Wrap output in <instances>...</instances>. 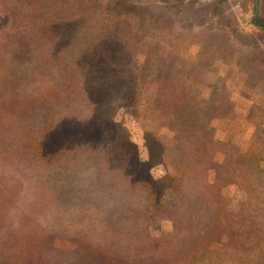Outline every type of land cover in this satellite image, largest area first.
Returning <instances> with one entry per match:
<instances>
[{
	"label": "rangeland",
	"instance_id": "1",
	"mask_svg": "<svg viewBox=\"0 0 264 264\" xmlns=\"http://www.w3.org/2000/svg\"><path fill=\"white\" fill-rule=\"evenodd\" d=\"M103 2L94 35L121 22ZM118 2L154 21L116 46L138 98L112 73L103 107L44 65L40 0H0V263L264 264V0Z\"/></svg>",
	"mask_w": 264,
	"mask_h": 264
},
{
	"label": "trees",
	"instance_id": "2",
	"mask_svg": "<svg viewBox=\"0 0 264 264\" xmlns=\"http://www.w3.org/2000/svg\"><path fill=\"white\" fill-rule=\"evenodd\" d=\"M62 1L63 0H54V4L49 6L48 0H40L41 14L39 15V18L42 16L47 20L45 19V22H40L38 25L39 28H42L41 40H44L46 46L49 48L45 51L46 56L43 58L45 59L43 62L46 64L44 65L51 64L52 66H56L55 64H59L61 65V68H66V71L70 70L74 74L78 73V70L81 69V71H83V80L79 87L90 94V96L88 95V99L90 101L95 99V101H92L96 105L107 107L105 106L106 94L110 90L112 91L115 87L113 81L110 79L112 73L116 75V77L113 76L115 79L114 81H121V83L119 82L116 86V92L118 91L119 96H122L127 91L128 97L125 99L128 98L132 100V96L134 98H138L135 92L140 91L141 89L138 88V86H140V74L138 70L139 65L134 58L128 56V54L124 52L127 49V46L122 49V52H118L116 50V46L122 44L125 45V39L129 40L125 31L121 29H128V32H134L133 35H130L132 37L131 43L137 42L142 36H139V33L136 32L135 29L138 26L146 27V25L154 21L153 19L152 21L150 20L151 16L144 15L137 19L135 21L136 23H134L133 20L132 22H129L132 17L130 16V18H127L124 13H131L128 11L131 7L128 4L125 5L118 2L119 0H107L106 4H104L106 1L103 2V7L106 5L112 6L111 4L113 1V10H111V7H106L105 12L115 11V13H118L117 20H121V22L118 24V28L113 30L114 32L107 28L104 32H98L97 35H94V29L95 27H98L97 21L99 20H94L92 11H97L93 5V3L97 2V0H67L65 3H70L71 5L73 4V12H65V7L63 6L65 3L62 5L60 4ZM46 13H49L50 17H48L49 14L46 15ZM36 20H38V17L34 16L33 21L30 22H34ZM252 22L254 25L264 29V17L259 14L253 17ZM79 28H81V30ZM85 30H92L93 32V37L90 38V42L88 44L89 46L86 47L87 44L84 42L77 48H74V52L70 51L71 46L67 40L73 39L77 32V36H79V33ZM98 31H101V29L99 28ZM68 32L70 33L67 36ZM110 43L111 45H109ZM117 53L120 55L123 53V56L116 58L115 55ZM128 53L132 54L129 50ZM128 57L130 60L127 62ZM81 60L82 63L80 62ZM72 67H77V69ZM127 80L128 85H125L126 83H122L127 82ZM107 109L108 108H106V110ZM96 121H99L98 123L100 124L99 119ZM123 142L120 145V150L124 152L128 160L135 158L138 162L136 149H133L134 144L127 140H124ZM157 144V150L159 153H163V145L159 141ZM150 205L155 206L152 202H150ZM151 211L152 210L150 209V212ZM32 261L33 260H31V262Z\"/></svg>",
	"mask_w": 264,
	"mask_h": 264
}]
</instances>
